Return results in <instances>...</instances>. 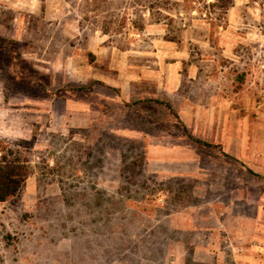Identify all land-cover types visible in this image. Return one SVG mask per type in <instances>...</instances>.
<instances>
[{
  "label": "rangeland",
  "instance_id": "obj_1",
  "mask_svg": "<svg viewBox=\"0 0 264 264\" xmlns=\"http://www.w3.org/2000/svg\"><path fill=\"white\" fill-rule=\"evenodd\" d=\"M171 1L167 32L156 0H0V139L31 166L0 202V264H239L264 239V0ZM179 52L187 133L152 83L99 82Z\"/></svg>",
  "mask_w": 264,
  "mask_h": 264
},
{
  "label": "crops",
  "instance_id": "obj_2",
  "mask_svg": "<svg viewBox=\"0 0 264 264\" xmlns=\"http://www.w3.org/2000/svg\"><path fill=\"white\" fill-rule=\"evenodd\" d=\"M158 52L161 53V51ZM155 57H158V54H156ZM185 60L187 61V56L185 55L181 57L179 52L176 54L174 61L170 65H166V63L161 62L159 59L157 63L154 62L156 65L155 67L146 65L142 66L141 64L135 66L124 63L116 68L118 71L117 80L111 82L104 78H100L99 82L102 85L107 83V85H109L108 87L112 90L115 88V90L118 91L117 99L120 101L121 97L119 93L125 101H129L131 99V91L133 88L138 89L140 83L149 82L154 86L153 96L160 99L158 97L163 93L162 95L164 97L160 100L166 101L172 106L171 101L168 99L169 96H175L179 92L178 90L183 87L184 82L186 81L184 78L191 77L192 79H195L197 76L196 74L198 73L196 65L188 64L187 68L185 65L183 66ZM184 116V113L181 112L180 119L188 129V121ZM218 224L222 231H226L225 224ZM237 238L243 241V237L241 238V236H237ZM259 239L261 243L244 240V242H246V244L248 243L247 245L251 248L249 247V251L245 249L246 251L241 252L242 254L237 256L238 259H240L239 264H264V239Z\"/></svg>",
  "mask_w": 264,
  "mask_h": 264
},
{
  "label": "trees",
  "instance_id": "obj_3",
  "mask_svg": "<svg viewBox=\"0 0 264 264\" xmlns=\"http://www.w3.org/2000/svg\"><path fill=\"white\" fill-rule=\"evenodd\" d=\"M222 2V7L224 12L231 6L232 0H216ZM174 5H178L171 0H156V2H150L145 6V11L149 14L150 23H157L166 26V31L169 32L170 23L174 22V19L170 14L164 12H172L174 10ZM179 12H176V15ZM105 25L102 28L104 34H111L115 30H110L111 20H106ZM133 27L139 31L143 32L146 27L145 21L140 17H136L132 21ZM179 28L177 31H180ZM169 35V34H168ZM166 34L165 40L175 41L176 36H168ZM91 87V86H90ZM150 100L157 105H163L170 112L174 114V117L177 118L179 126L186 132L187 128L184 123L179 118L178 114L173 110L172 106L166 101L150 98ZM141 102V101H140ZM138 103V102H136ZM192 138L191 136H188ZM199 143L204 145H209L206 142L201 140H196ZM30 151V143L26 140L14 141L6 143V141L0 139V202H6L11 200L23 187L27 177L31 173L30 161L27 158V154Z\"/></svg>",
  "mask_w": 264,
  "mask_h": 264
}]
</instances>
